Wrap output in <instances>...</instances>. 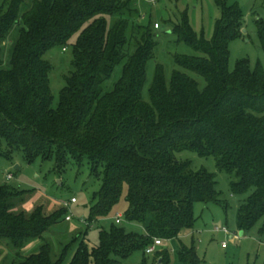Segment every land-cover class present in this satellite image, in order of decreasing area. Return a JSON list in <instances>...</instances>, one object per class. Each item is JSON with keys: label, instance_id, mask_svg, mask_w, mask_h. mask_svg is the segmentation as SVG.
Masks as SVG:
<instances>
[{"label": "trees", "instance_id": "trees-1", "mask_svg": "<svg viewBox=\"0 0 264 264\" xmlns=\"http://www.w3.org/2000/svg\"><path fill=\"white\" fill-rule=\"evenodd\" d=\"M214 2L220 17L210 38L194 31L187 10L178 21L167 20L172 34L202 53L176 55L175 63L202 76L205 87L179 70L167 84L157 65L145 101L141 91L156 28L151 15L142 18L137 0H0V155L11 159L20 152L28 163L53 159L58 173L70 159H87L92 173L102 175L88 222L108 216L125 188L122 217L144 230L112 224L91 248L84 230L56 258L52 244L43 241L12 264H62L70 249L68 264H119L134 250L145 252L154 238L192 232L196 202L226 205L214 173L176 158L183 150L212 156L217 169L231 176L233 194L250 191L237 209V227L243 232L259 223L264 234V71L245 59L228 70L229 42L246 32L245 15L237 2ZM254 23L264 52V19ZM13 29L4 64L3 44ZM74 35L73 71L52 108L50 64L42 56L54 46L64 49ZM120 63V75L108 87ZM27 193L0 184V245L16 254L66 215L65 207L49 214L41 206L14 211ZM155 253L152 264H174L166 250ZM199 262L195 246L181 244L176 264Z\"/></svg>", "mask_w": 264, "mask_h": 264}, {"label": "rangeland", "instance_id": "rangeland-1", "mask_svg": "<svg viewBox=\"0 0 264 264\" xmlns=\"http://www.w3.org/2000/svg\"><path fill=\"white\" fill-rule=\"evenodd\" d=\"M30 1L26 0V3ZM228 2H237L240 5L245 15L246 28L243 36L229 42L228 70L232 72L237 61L245 59L250 68H254L259 63L264 71V52L254 23L258 18L264 19V0H228ZM138 4L144 16L151 15L153 23L160 24L159 28L154 29L156 45L152 57L146 63V77L141 91L143 100H149L148 90L157 65L162 66L167 84L170 82L172 72L179 70L195 79L199 88L203 89L205 80L202 76L184 69L174 61L176 55L201 56L202 53L194 50L192 46L172 34L170 32L171 24H168L167 20L176 22L180 18V12L187 10L189 22L194 31L198 35L203 32L206 38H210L213 33L214 21L220 17V10L214 0H157L155 5L139 0ZM112 21L113 19H109V25ZM15 33L16 30L13 29L3 44L1 58L4 64H7L9 60ZM75 39L74 35L64 49L61 46H54L45 51L42 56L50 64L48 79L52 95V108H56L58 105L59 94L65 85V76L73 71L72 44ZM121 65L122 63L114 68L107 82L108 87L119 77ZM175 156L178 160H189L193 170L205 169L214 173L216 190L226 207L214 203L196 202L194 204L193 231L184 233L176 239H161L162 243L155 252L166 250L171 262L176 264L181 244L187 247L194 245L200 260L199 264H263L264 234L261 235L258 232L259 223L250 230L243 231L242 234H240L236 223L237 209L249 196L250 191L233 194L230 187L231 176L217 169L212 156H199L189 150L177 152ZM7 174L11 175L10 179L6 178ZM0 184H7L28 192L25 195L26 200L17 205L14 211L23 210L28 213L35 207L41 206L43 212L49 214L59 207H65V214L72 218L67 221L61 217V221L44 234L43 239L30 241L20 250L19 254H16L5 244L0 245V264H12L21 257L33 253L43 241L52 244L54 258H56L62 247L76 233L84 230H87L85 238L87 246L94 247L98 244L99 232L101 230L109 231L111 225L115 224L116 214L124 216L127 208L124 188L118 203L108 216L96 219L91 223L88 222L94 196L102 184V175L92 173L87 159L81 163L70 159L58 173L53 159L44 160L37 157L33 162L28 163L24 161L20 152L14 153L11 159L0 155ZM72 197L76 199L75 203L70 202ZM79 220L84 222L79 223ZM117 225L124 227L127 232L141 234L144 231L140 224L127 222L123 217ZM216 226L226 227L228 232L216 231ZM72 253L73 249H70L62 264H68ZM155 254H146L144 249H137L128 256L119 258L118 262L119 264H142L143 262L152 264Z\"/></svg>", "mask_w": 264, "mask_h": 264}, {"label": "built area", "instance_id": "built-area-1", "mask_svg": "<svg viewBox=\"0 0 264 264\" xmlns=\"http://www.w3.org/2000/svg\"><path fill=\"white\" fill-rule=\"evenodd\" d=\"M137 1H139V0H137ZM143 1H146L147 3H149V4H151V5H155V3H156V1L157 0H143ZM144 14V13H143ZM142 14V18H144V15ZM154 28H159V24H158V22H155L154 23ZM7 179H10L11 178V175L10 174H7V177H6ZM70 202L71 203H74V202H76V199L74 198V197H72L71 199H70ZM64 205H66V203H64ZM121 218H122V216L120 215V214H116V216H115V223L116 224H119L120 223V221H121ZM72 218H71V216L70 215H68V214H66L65 215V220H67V221H70ZM82 222H84V221H82V220H79V223H82ZM215 230L216 231H222V232H224V233H227L228 232V230L226 229V227H218V226H216L215 227ZM161 243H162V241H161V239H158V238H154V240H153V243H151L150 245H148L146 248H145V252H146V254H151V253H155V251H156V248L158 247V246H160L161 245ZM224 246V243L222 244V247Z\"/></svg>", "mask_w": 264, "mask_h": 264}, {"label": "water", "instance_id": "water-1", "mask_svg": "<svg viewBox=\"0 0 264 264\" xmlns=\"http://www.w3.org/2000/svg\"><path fill=\"white\" fill-rule=\"evenodd\" d=\"M243 31H245V29ZM240 234H242V231H240Z\"/></svg>", "mask_w": 264, "mask_h": 264}, {"label": "crops", "instance_id": "crops-1", "mask_svg": "<svg viewBox=\"0 0 264 264\" xmlns=\"http://www.w3.org/2000/svg\"><path fill=\"white\" fill-rule=\"evenodd\" d=\"M243 233V232H242ZM236 236V235H235Z\"/></svg>", "mask_w": 264, "mask_h": 264}]
</instances>
